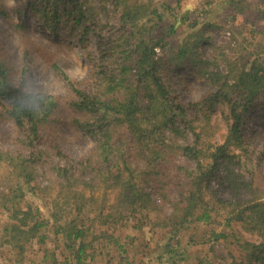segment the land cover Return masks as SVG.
I'll use <instances>...</instances> for the list:
<instances>
[{
    "label": "trees",
    "instance_id": "obj_1",
    "mask_svg": "<svg viewBox=\"0 0 264 264\" xmlns=\"http://www.w3.org/2000/svg\"><path fill=\"white\" fill-rule=\"evenodd\" d=\"M6 1L0 21L19 29L25 58H36L43 50ZM184 1H165L173 4L168 18L156 0L19 5L18 14L30 12L49 32L73 33L91 71L76 81L54 66L67 94H32L25 79H14L19 70L0 37V119L15 129L8 141L0 134L2 237L20 255L34 239L44 244L42 232L51 229L83 264L96 241L119 246L116 233L130 220L139 232H167V248H179L176 239L192 223L213 226L222 213L223 230L210 234L221 261L205 264H264V153L254 158L263 136L247 132V118L264 103V52L240 61L216 57L224 52L212 35L222 27L208 20L211 3L203 0L192 12ZM253 2L224 0L225 22L261 13ZM178 69L204 84L196 101L181 100ZM85 142L90 149L75 155L70 147ZM221 241L228 259L217 251Z\"/></svg>",
    "mask_w": 264,
    "mask_h": 264
},
{
    "label": "rangeland",
    "instance_id": "obj_2",
    "mask_svg": "<svg viewBox=\"0 0 264 264\" xmlns=\"http://www.w3.org/2000/svg\"><path fill=\"white\" fill-rule=\"evenodd\" d=\"M165 1L156 0V6L168 18L171 17L168 8H171L173 4L171 2L165 3ZM223 1L209 0L212 14L208 20L222 27V30H216L212 35L218 46H222L224 52L223 55L218 54L216 57L225 56L236 61L244 59L246 54H253L254 57H258L264 52V0H254L253 2V7L256 8L257 5L259 10H262L261 13H257L255 10L252 13H246L244 16H240L236 23L232 22L234 24L225 22V13H223L225 5ZM6 3L13 10L15 22H18L21 18L24 19L27 27L23 30L28 31L31 34L30 36L34 38L35 43L43 50L39 52L36 58L26 59L24 56L26 46L22 41L19 29L1 20L0 37L7 46V54L5 55L10 65L19 70L14 74V79H25L32 94L65 96L67 94L65 84L61 79V75L58 76L54 66H58L66 76L73 80L81 81L89 78L91 73L89 63L83 57V52L73 33L69 31H59L58 34L51 33L45 23H41L30 12L26 11L23 16L18 14L21 8L19 5L27 3V0H7ZM203 3V0L184 1L185 8L192 12H196L197 8ZM50 23L55 22L50 21ZM57 27L63 28L62 25ZM180 31L183 33V37L189 33L186 25L181 26ZM252 31L257 33L253 35ZM203 49L207 53H213V49L207 45H204ZM262 59L264 60V55ZM25 69L27 74L23 75ZM178 73L184 77L183 80L177 79L174 84L181 100L186 104L196 101L206 90L204 84L198 83L194 79L189 81L191 78L185 69H178ZM218 116H220V113ZM247 125L248 133L251 134L252 129H255L263 136V142L255 146L254 158L257 159L262 157L264 153V103L259 105L255 112L247 118ZM0 134L7 141L13 138L15 134L13 124L4 123L0 119ZM90 147V143L85 142L83 144H73L70 148L75 155L82 157ZM224 196L222 194V197ZM210 197H207V199L210 200ZM111 201H113V196H111ZM38 203L41 207L45 205L44 202L38 201ZM215 219L216 223L212 224L213 226L209 223H192L189 229L176 239L181 242L179 248H177L176 243L167 248L166 245L170 238L167 232L155 233L149 227H144L139 232L133 229L137 224L136 222L127 221L130 226L116 233L120 237V245L128 244L124 250L120 249V245H115L110 239H100L94 243V249L89 248L87 250L86 255L83 257V264H205L209 263L210 259L216 261L218 259L212 253L211 248L214 243L211 241L210 234L213 229L217 232L223 230L225 216L220 213L214 217ZM6 220L7 215L0 210V264H78L74 252L67 250L66 241L61 237H56L51 229L42 232L46 236L44 244L39 243L38 239H34L24 254L20 255L18 249L6 245L5 239L2 237V229ZM140 223L142 225L144 220ZM103 230L105 231L106 228H99L98 231L102 232ZM112 232L110 231V233ZM89 240L91 241V238ZM131 240L133 241L132 245ZM217 244L219 255L228 259L227 249H225L223 242ZM173 248V255H167L166 252H173ZM222 264H225V260Z\"/></svg>",
    "mask_w": 264,
    "mask_h": 264
}]
</instances>
